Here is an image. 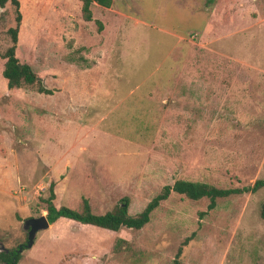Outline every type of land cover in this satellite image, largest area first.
Here are the masks:
<instances>
[{
	"label": "rangeland",
	"instance_id": "1",
	"mask_svg": "<svg viewBox=\"0 0 264 264\" xmlns=\"http://www.w3.org/2000/svg\"><path fill=\"white\" fill-rule=\"evenodd\" d=\"M21 2L18 56L53 93L10 89L0 59V248L27 245L52 181L58 206L127 196L136 214L177 179L264 178V0L93 2L91 21L80 0ZM15 15L0 7L2 52ZM208 204L173 192L141 229L62 218L21 263L174 264L191 237L181 264H264V188Z\"/></svg>",
	"mask_w": 264,
	"mask_h": 264
},
{
	"label": "trees",
	"instance_id": "2",
	"mask_svg": "<svg viewBox=\"0 0 264 264\" xmlns=\"http://www.w3.org/2000/svg\"><path fill=\"white\" fill-rule=\"evenodd\" d=\"M82 2V11L87 21L93 20V11L91 5L97 2L104 7H111L114 0H80ZM210 4L214 0H207ZM8 3L15 7V25L8 29L12 37L13 45H11L4 52L0 51V59H5L3 76L8 81L10 89L21 88L27 85L37 86V90L41 93H53L47 87L44 80L38 76L29 62L22 61L18 56V41L20 39L21 26L25 19V13L22 9L21 0H0V7L5 8ZM99 24V28H103L101 20H95ZM57 182L52 181L49 185V195L47 197L40 196L44 208L47 211V218L50 223H55L62 218L71 219L83 224L97 226L103 229L112 231H120L123 228L141 229L151 220L152 212L160 206L161 202L167 200L173 192L181 194L191 200L198 201L203 198L209 199L208 210L217 207L220 199L229 198L233 195H240L244 193L257 192L264 188V178L257 179L253 184H248L242 187H219L203 181H193L187 179H177L173 184L165 185L162 190L149 201L147 206L140 212L132 214L129 211L130 198L123 197L112 209L105 213H96L93 211L90 199L83 198L81 209H74L67 205L56 204L57 200ZM207 211H201L203 216ZM262 217L264 218V206L262 210ZM191 237L187 238L183 245L188 244ZM120 245L115 248L117 252L123 248V243H129L125 238H120L118 241ZM23 250L27 248L26 244H21ZM183 245L179 248L174 259V264H181V256L183 252ZM17 247L9 248V251H0V259L5 264H22L23 250Z\"/></svg>",
	"mask_w": 264,
	"mask_h": 264
},
{
	"label": "water",
	"instance_id": "3",
	"mask_svg": "<svg viewBox=\"0 0 264 264\" xmlns=\"http://www.w3.org/2000/svg\"><path fill=\"white\" fill-rule=\"evenodd\" d=\"M50 225L51 223L48 220L46 214L26 219L24 221V229L28 230V242L26 245L27 248H31L34 245L38 232L41 230H47ZM0 249L1 251H9V249H7L5 246H2ZM20 249L23 250V247Z\"/></svg>",
	"mask_w": 264,
	"mask_h": 264
},
{
	"label": "crops",
	"instance_id": "4",
	"mask_svg": "<svg viewBox=\"0 0 264 264\" xmlns=\"http://www.w3.org/2000/svg\"><path fill=\"white\" fill-rule=\"evenodd\" d=\"M114 1H115V0H114ZM114 1H113V3H114ZM112 6H113V4H112ZM112 6H111V7H112ZM111 7H107L106 9H110ZM182 110H185V109H182ZM58 185H59V188H60V187L63 186V183H62V182H59ZM58 185H57V186H58ZM57 195H58V190H57Z\"/></svg>",
	"mask_w": 264,
	"mask_h": 264
}]
</instances>
